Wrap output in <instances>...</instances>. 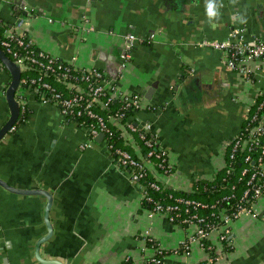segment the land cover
<instances>
[{"label": "crops", "instance_id": "crops-1", "mask_svg": "<svg viewBox=\"0 0 264 264\" xmlns=\"http://www.w3.org/2000/svg\"><path fill=\"white\" fill-rule=\"evenodd\" d=\"M0 1L1 23L10 25L32 13L25 32L39 49L65 61L75 58L79 67L100 69L111 78L115 66L117 74L124 35L137 37L118 87L155 107L131 117L152 123L154 138L174 169L167 185L173 188L191 190L195 178L213 177L224 164L226 142L240 131L248 106L264 88L262 71L259 80L247 82L223 65L219 51L199 45L203 39L224 38L235 14L249 32L264 33V0H215L218 15L211 19L207 0H179L172 12L165 0ZM82 15L95 26L84 38L69 26ZM10 79L0 65V128L9 116L5 89ZM26 107L25 120L0 139V180L51 195V234L38 251L43 261L126 264L130 259L143 264L157 251L146 245L150 238L157 249L172 251L163 256L164 264H264L263 200L231 222V250L223 249L214 230L208 236L213 261L197 242L178 253L187 229L165 215L148 216L137 185L113 164L104 137L90 139L80 124L32 95ZM128 140L132 153L143 156L134 134ZM150 172L164 179L154 165ZM47 202L43 195L0 185V264H45L35 258L34 247L47 233Z\"/></svg>", "mask_w": 264, "mask_h": 264}, {"label": "built area", "instance_id": "built-area-1", "mask_svg": "<svg viewBox=\"0 0 264 264\" xmlns=\"http://www.w3.org/2000/svg\"><path fill=\"white\" fill-rule=\"evenodd\" d=\"M33 16L32 13H26L19 15L14 23L10 25L0 23V48L20 67L21 74L27 70H35L37 73L35 76L20 79L15 97L21 109L26 106L29 95H32L43 104L56 106L66 120L76 121L85 129L87 135L90 136L89 138L93 139L100 133H103L104 137L105 132L108 131L106 120L95 108L102 109L112 100L120 101L122 109H130L135 112L142 108H155L147 104L142 95L123 92L118 87V81L122 80L123 70L131 58V50L134 44L138 42L134 34L128 33L124 35L116 78H111L100 69L79 67L75 63V58L68 61L59 60L56 56L39 49L33 39L27 36L25 32L27 22ZM239 18L237 14L233 15L231 20L232 27L224 38L203 39L199 42V45L219 51L222 55V63L226 68L239 74L245 81L254 83L255 80H259L256 79L257 74L260 71L264 73V33L249 32L244 24L238 22ZM49 21L51 20L49 19ZM69 26L78 30L82 38L95 31V26L89 22L86 15H82L77 23L73 26L69 24ZM19 30H22V32ZM25 36L28 38L25 39ZM33 45L38 50H34L32 48ZM47 78L59 83L62 89L58 90L50 81H47ZM81 117L90 119V121H85ZM124 117H126L124 112L119 110L107 118L109 123L119 127V136L122 138L124 144L127 145L130 142L128 138L131 133L139 134V137L142 139L145 138L146 134L154 138L152 123L150 121H134L131 115L123 120ZM80 118L81 120H79ZM14 129L15 125L11 130ZM261 137L263 138L261 139ZM104 142L113 164L125 171L129 181L137 185L141 197L140 203L142 200H150L145 191L146 185L140 179L151 170L153 165L156 167L155 162L149 159L152 155L156 157L165 155L166 158L164 157V160L166 164H156L157 167L159 165L160 168H163L160 176L164 179L161 181L159 178H156L160 185L151 183V186L158 189L159 186L171 184L174 169L168 160L167 151L157 144L155 138L145 140L144 143L149 149L146 154L144 153L140 157L120 147H114L113 144L107 142V139ZM153 145L159 146L160 152L154 154ZM228 145L231 146L230 159H233L234 154L238 151H250L254 147L260 149L256 163L252 161L251 168L245 167L242 171V173L249 172L242 197L243 202L249 204V207L240 205L236 209V212L233 213L232 218L223 209H220L217 212V216L223 223L218 226H211L207 230L208 225H200L204 220L202 217H197V213L195 212L197 207H204L205 205L196 201H183V199H179V201L183 202L182 204L189 205V208H184L185 216L181 220L182 223L187 224L186 229L188 234L183 242L187 250L192 242L199 243V240L202 238L208 239L209 234L214 230H219V240L227 236L231 237V222L245 213H251L254 210V205L259 203V201L263 200L264 202V88L256 92L252 104L247 108L244 124L240 131L226 142L224 148ZM242 158L246 163L252 160L250 154L247 153ZM223 162V165H225V159ZM227 198L224 197V199ZM145 209L149 217H152L154 214H162L172 223L174 216H179L177 210L180 208L177 205H168L163 208L161 204L156 202L153 208ZM170 211H174L175 214L169 216L168 212ZM155 250L159 251L157 247ZM149 262L159 263L153 257L148 259L146 264Z\"/></svg>", "mask_w": 264, "mask_h": 264}, {"label": "trees", "instance_id": "trees-1", "mask_svg": "<svg viewBox=\"0 0 264 264\" xmlns=\"http://www.w3.org/2000/svg\"><path fill=\"white\" fill-rule=\"evenodd\" d=\"M1 23V22H0ZM28 37L25 36V39ZM32 48L34 50H38V48L33 45ZM18 49V48H17ZM19 50V49H18ZM10 57V56H9ZM60 60V59H59ZM37 73L35 70H27L24 71L21 74V78L24 79L25 77H31L35 76ZM47 81H50L53 86H55L58 90L62 89V86L59 83H56L52 81L50 78H47ZM28 84V83H27ZM122 104L118 100H112L107 105H105L104 108H95V110L103 116V118L106 120V126L108 127V131L104 134V141L107 139L108 143L113 144L114 147H120L122 149H125L132 153V149L129 147V145H126L123 143L122 138L120 135V130L117 129L114 125L109 123L107 121V118L109 115L113 114L115 111H122L124 112L125 116L133 115L135 114L133 110H126L122 109ZM28 112L27 107L20 108V114L17 119V123L15 124V127L22 123L25 118L26 114ZM137 112V111H136ZM123 120H125V118ZM85 121H90V119L81 117ZM81 118L79 120H81ZM93 121V120H91ZM134 136L139 141L142 150L146 154L148 151V147L144 143L145 140L148 139H154L153 136L146 134L145 138H140L139 134L137 135L134 133ZM263 137H261L262 139ZM152 149L154 150V154L160 152L159 146L153 145ZM231 152V146L228 145L225 148L224 153V159H225V165H223L221 168H219L213 175L212 178H195L191 185V190H183L178 188H173L170 186H159L158 189H155L151 186V183H160L156 180L154 175L148 171L147 174L140 179V181L145 184L146 186V194L150 198V200H142L141 205L143 208L151 209L157 202L158 204H161L164 207L170 205H177L179 210H177L179 213L178 217L174 216V219L172 221V224L180 227V228H186L187 224L182 223V219L185 216L184 208H189V205L182 204L183 202L179 201V199H183V201H196L201 204H204V207H197L195 212L197 213V217H202L203 222L200 223V225L207 224V230H209L211 226H218L223 223L222 220L219 219L217 216V212L220 209H223L225 213L232 218L233 213L236 212V209L241 205L245 207H249V204L243 202V192L246 188V178L249 175V172L242 173L243 169L245 167L251 168L252 161L256 163V158L258 157L260 153V149L258 147L251 148L250 151H238L234 154V158L230 159L229 154ZM250 154L252 160L248 163L243 161V156L245 154ZM164 157L165 155L161 157H156L155 155H152L149 157L152 161L155 162V166L158 171H163V168H160L159 165L157 167L156 164H166ZM264 159V157H263ZM229 170V172H227ZM224 197H228L227 199H224ZM248 198V197H247ZM170 214L169 216H173L175 214L174 211L168 212ZM221 245L225 251L231 250V237H225L224 239L220 240ZM199 243L201 246L208 252L209 259L213 261L216 258V253L214 246L211 244L210 240L207 238H202L199 240ZM146 245L155 248L157 247L156 241L153 239L147 238L146 239ZM178 253L186 252L187 249H185V246L181 244L179 248L175 250ZM172 251L159 249V251H155L153 254V258L157 261H159L160 264H164L162 261V258L164 255L169 254ZM126 264L131 263V260H126ZM152 262H149L148 264H151ZM146 264V259L145 263ZM198 264H205V262H201Z\"/></svg>", "mask_w": 264, "mask_h": 264}, {"label": "water", "instance_id": "water-1", "mask_svg": "<svg viewBox=\"0 0 264 264\" xmlns=\"http://www.w3.org/2000/svg\"><path fill=\"white\" fill-rule=\"evenodd\" d=\"M167 3H171L172 8H171V12L172 11H176L179 8V0H165V4ZM170 5V6H171ZM19 14V13H17ZM24 30V29H23ZM20 32H22V30H19ZM0 64L3 65V67L9 72L10 74V82L8 84V86L5 89V99L9 105V116L7 118V120L5 121V123L3 124V126L0 128V139L9 131H11V128L17 123V119L18 116L20 114V104L18 102V100L15 97V93L18 89V86L20 84V79H21V69L20 67L13 62L5 53L4 51L0 48ZM116 66L114 67L113 70H110L109 73L112 76V78H116V71H115ZM153 87H150L148 89V95H145L146 99H150L151 98V93L153 92ZM103 138V133H100L99 135L96 136V140H101ZM0 185L3 186L5 189L9 190V191H13L15 193H22V194H36V195H43L46 197L47 199V204L46 207L44 209V221L47 227V233L44 237H41L35 244L34 247V256L35 258L45 264H64L61 263L59 261H55V260H42L41 257L39 256V246L40 244H42L44 241H46V239L48 238V236L51 234V226L49 225V220H48V210L50 207V203H51V195L42 189H30V190H20V189H16L11 187L10 185H8L7 183L3 182L2 180H0Z\"/></svg>", "mask_w": 264, "mask_h": 264}, {"label": "clouds", "instance_id": "clouds-1", "mask_svg": "<svg viewBox=\"0 0 264 264\" xmlns=\"http://www.w3.org/2000/svg\"><path fill=\"white\" fill-rule=\"evenodd\" d=\"M206 11L210 19L217 17L218 12L215 0H207Z\"/></svg>", "mask_w": 264, "mask_h": 264}]
</instances>
